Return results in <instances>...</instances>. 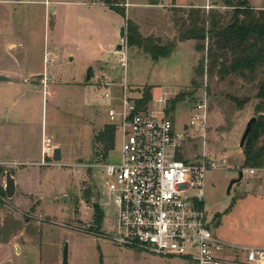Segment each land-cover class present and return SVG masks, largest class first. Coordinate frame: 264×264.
<instances>
[{"label": "rangeland", "instance_id": "1", "mask_svg": "<svg viewBox=\"0 0 264 264\" xmlns=\"http://www.w3.org/2000/svg\"><path fill=\"white\" fill-rule=\"evenodd\" d=\"M240 1L130 0L155 5L147 10L136 6L128 10L138 15L143 33L145 29L163 33L172 25L177 34L174 21L182 16L180 12L216 11L228 20ZM246 1L253 10L264 11V0ZM126 3L0 0V72H18L11 77L12 84L0 82V159L19 162L16 167L0 165V188L3 190L5 172L10 171L18 191L11 200L0 193V264H61L65 243L69 264H194L120 249L111 240L116 233V208L105 189L104 171L94 167L119 160L118 133L109 151L95 142V136L108 126L109 104L103 102L104 89L98 85L103 78L117 84L125 82L133 99L140 98L143 89L150 87L147 85L154 86L147 109L157 114L163 111L177 129L188 123L192 101L205 98L206 143L195 141L183 151L204 150L210 157L226 160L225 168L207 174L204 198L209 229L227 246L226 254L219 255V264H241L244 248L264 249V169H257L255 176L243 173L241 181L228 190L244 169L239 142L247 122L257 116L255 95L263 71L246 80L239 76L219 80L207 72L205 51H197L199 60L192 69L193 57L186 46L179 59L154 62L140 50L127 47V24L138 25L126 11ZM109 4L123 11L125 18L113 12ZM204 4L212 8H197ZM122 26L123 39L119 37ZM159 41L165 44L170 40ZM117 45L122 46L120 51L115 49ZM123 49H127L128 58L125 75L117 67V55ZM47 53L53 55V62L47 60ZM201 65L203 73L196 76L195 70ZM89 68L94 77L85 83ZM44 72L50 81L43 89L34 81H39L38 76L43 78ZM179 94L183 101L168 112ZM159 98H165L166 104L158 103ZM232 99L247 103L238 109ZM43 134L53 146L57 142L54 136L64 147L61 161L54 165H38L43 161ZM46 163L52 161L47 158ZM63 196L65 202L58 199ZM94 205L103 214L99 226L93 219Z\"/></svg>", "mask_w": 264, "mask_h": 264}, {"label": "built area", "instance_id": "2", "mask_svg": "<svg viewBox=\"0 0 264 264\" xmlns=\"http://www.w3.org/2000/svg\"><path fill=\"white\" fill-rule=\"evenodd\" d=\"M127 7V4L125 5ZM210 4L205 5L206 11ZM117 67L124 75L127 49L117 55ZM124 77V76H123ZM49 78L44 72L43 89ZM102 100L109 104L108 125L119 134V160L100 164L106 177L105 189L116 208V233L111 238L120 249L129 248L194 264H219L227 247L214 236L204 209L206 177L226 166L206 151L185 154L183 149L207 139L208 105L205 98L192 101L188 123L177 129L171 118L147 107L138 109L125 82L117 84L103 78ZM118 89V91H116ZM44 93H46L44 91ZM158 103L166 104L165 98ZM164 108V107H163ZM55 146L42 135L43 165H54ZM49 158L52 163H46ZM255 176L257 169H242ZM241 264H264V249L244 248Z\"/></svg>", "mask_w": 264, "mask_h": 264}, {"label": "trees", "instance_id": "3", "mask_svg": "<svg viewBox=\"0 0 264 264\" xmlns=\"http://www.w3.org/2000/svg\"><path fill=\"white\" fill-rule=\"evenodd\" d=\"M109 6L113 12L125 18L123 11L116 9L112 4ZM180 13L182 16L176 17L174 21L177 36L165 44L151 36L142 37L135 25L127 24V47L140 50L156 62L169 58L179 42L193 40L196 51L206 52L207 72L209 75H216L219 80L229 76H239L246 80L259 70H262L264 75V11L253 10L247 5V1L243 0L232 8L228 20L224 14L216 11L205 14L199 9H190ZM202 73L201 65L195 70V75L200 76ZM150 91V87L144 88L140 98L135 99L138 109L146 107L151 101ZM182 96L179 94L171 101L168 112L174 109L176 103L183 101ZM255 99L256 120L242 147L244 169H264V77L258 83ZM231 101L238 109H242L247 103L246 100ZM114 137V128L108 125L95 136V142L109 151L114 147ZM0 193H4L1 188ZM92 208L93 219L99 226L103 218L102 211L98 205Z\"/></svg>", "mask_w": 264, "mask_h": 264}, {"label": "crops", "instance_id": "4", "mask_svg": "<svg viewBox=\"0 0 264 264\" xmlns=\"http://www.w3.org/2000/svg\"><path fill=\"white\" fill-rule=\"evenodd\" d=\"M162 1V0H161ZM164 1V0H163ZM127 9H126V11L128 12V14H130V17L133 19V20H135L136 22H137V25H138V30H139V33H140V35L142 36V37H149V36H153L154 38H161L162 40H166V39H168V40H173L176 36H177V34L175 33V31L173 30V26L172 25H170L171 26V29L170 30H168V31H166V32H163V33H161V32H156V31H153L152 32V30H144V33L142 32L143 31V25H142V23L140 22V20H138V15H136V14H134L131 10H128V9H131L132 7H134V6H136L137 7V9L138 10H140V9H143V10H147V9H149V6H151V4H145V3H143V4H134V3H132V2H130V0H127ZM204 7H205V4L204 5H200L199 7H197V8H200V9H204ZM179 8H181L180 6H179ZM205 10V9H204ZM166 11V10H165ZM172 24V23H171ZM123 27V26H122ZM121 27V28H122ZM158 30V29H157ZM150 31L152 32V33H150ZM159 31V30H158ZM157 34H156V33ZM161 33V34H160ZM158 39V40H159ZM183 46H186V51L193 57V64H192V69H194V67H195V64H196V62L199 60V57H198V53H197V51H196V49H195V42L193 41V40H188V41H183V42H179L178 44H177V46H176V49H175V51L173 52V54H172V56H170L169 57V59H171V60H174V59H179V57H180V53L181 52H183ZM117 47V46H116ZM113 49L114 48H112L111 50H110V53H112V51H113ZM116 49V48H115ZM184 50V51H185ZM51 56H53L52 54H51ZM50 55H49V53H47V60H49L50 62H53V57H51ZM111 60V59H110ZM109 60V61H110ZM111 63V62H110ZM115 66V65H114ZM112 70V69H111ZM109 71V70H108ZM109 72H111V71H109ZM18 74V72H16L15 71V73L14 74H5V73H3V72H0V75H6L8 78H9V81H7L6 82V84L7 85H10V84H12L11 82V77L12 76H15V75H17ZM111 74H112V72H111ZM35 77V76H34ZM38 77H40V79H39V81L38 82H36V81H34V83L35 84H38V85H41L42 87H43V85H42V83H41V80H42V76H38ZM47 77H48V75H47ZM93 77H94V73H93ZM49 78V77H48ZM106 79H108V78H106ZM109 80V79H108ZM50 81V78H49V80H48V82ZM48 82H47V84H46V88H47V85H48ZM24 83H28V81L27 80H24ZM86 83V82H85ZM144 86H146V85H144ZM147 86H150L152 89H151V91L153 92V88H154V86H152V85H147ZM104 102V101H103ZM6 116V113H4V115L2 116V117H5ZM53 138H55V141H57L56 142V144H55V148H58L59 150H60V153H61V159H62V149L64 148L63 147V145L56 139V137H52V139ZM63 147V148H62ZM18 163L19 162H15V161H5V160H3V159H0V165H10V166H17L18 165ZM42 163H38V165H41ZM43 165V164H42ZM13 176V175H12ZM14 180H15V178H14ZM15 186H16V195H17V185H16V182H15ZM15 196V195H14Z\"/></svg>", "mask_w": 264, "mask_h": 264}, {"label": "water", "instance_id": "5", "mask_svg": "<svg viewBox=\"0 0 264 264\" xmlns=\"http://www.w3.org/2000/svg\"><path fill=\"white\" fill-rule=\"evenodd\" d=\"M49 13L53 16V14H54V7L53 6H51L49 8ZM119 37L121 39L124 38V29H123V27L120 29ZM121 49H122V46L121 45H117L116 50L120 51ZM91 78H93V69L89 68L87 70V73H86V83H88ZM7 81H9V78L7 76L0 75V82H7ZM255 120H256L255 118H251L247 122L245 130H244V132L242 134V137L240 139V142H239V148L240 149L243 147V144H244V142H245V140H246V138H247V136H248V134H249V132L251 130V126L255 122ZM96 155L98 156V153ZM53 161L57 162V163L61 161V153H60V150L58 148L54 149ZM242 176H243L242 172H239L238 173V179L231 181L228 190L234 184L240 182L241 179H242ZM3 190H4V193H5V197L8 200H11L13 198V196L15 195V192H16L15 180H14V177L12 176L10 171H6L5 172ZM58 199H60L62 202L66 201V197L65 196L59 197ZM61 264H69L68 263V244L67 243L64 244L63 249H62Z\"/></svg>", "mask_w": 264, "mask_h": 264}]
</instances>
